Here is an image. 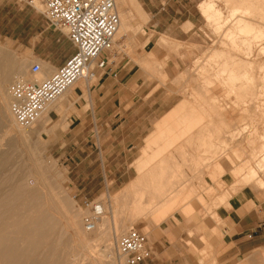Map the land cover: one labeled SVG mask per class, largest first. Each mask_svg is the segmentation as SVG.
<instances>
[{
    "label": "rangeland",
    "instance_id": "rangeland-1",
    "mask_svg": "<svg viewBox=\"0 0 264 264\" xmlns=\"http://www.w3.org/2000/svg\"><path fill=\"white\" fill-rule=\"evenodd\" d=\"M207 1H213L215 8L217 7V10L220 9L222 19L220 18L218 23L214 21L216 25L213 20L210 21V19L202 16L201 24L195 29L197 34L191 40L177 42L167 37H159V40L155 38L152 44L149 42L153 33H149L146 29L150 17L142 12V9L141 11L137 9L131 0H126L125 3H118L121 23L126 27L123 36L116 35L113 50L109 54L110 64L112 63L111 67L117 69L118 73L126 65H128L127 71H132L130 75L133 79L134 92L137 94L135 98L136 106L133 109L134 111H140V115L153 116L151 126L148 123L147 129H145L148 137L154 131L155 125L179 103L183 101L195 102V98L205 100L204 97H206L207 91H209L208 94L215 98L216 111L221 113V119L224 122L221 125H225L219 132L222 137L219 135L220 145L217 146L219 147L217 151L220 154L218 163L222 165V169L216 179L212 180L211 177L215 165L210 162L211 157L207 158V156H211L207 150H212V148L206 149V146L198 147V142L200 144V141L197 138H194V140H189V138L188 140H183L185 146L183 149L188 153H196L198 151L201 153L204 150L203 148H205L204 153H201V156L205 158V161L202 162L203 165L200 164V167L199 165L192 166L193 168L198 167L201 169L199 171L203 176L202 186L208 189L204 192V205L196 199H191L188 202L191 203L188 205L193 208V211L189 215H185L184 211L187 205L160 226H155L134 216L133 208L131 209L132 205L129 201L132 199L131 197H135V193L126 194L125 196L127 197L121 196L120 193L126 186L137 179V169L142 162L141 158L143 157L144 148L146 149V139L148 137H146L134 156H131L132 158L128 161V164L120 165L125 171H113L112 173L100 171L99 162L95 163L99 151L88 158V149L91 151L94 143L90 137H93L95 132L101 131L100 125L102 122L99 119H104L105 109L103 106L106 100L103 99L104 87L100 84L103 80L101 74L98 75L96 80L89 83L81 81L79 86L74 88V90L77 89L76 92L85 93L86 85H90L91 102L88 103L89 100L86 96L85 98L82 95L78 96L76 92L72 93L70 90L66 96L62 99L59 98L47 110L42 120L33 129L27 132L24 131V134L27 137L29 136L26 141L22 140L18 127L11 129L12 131L8 127L9 130L6 133L7 130L3 126V129L0 130V190L2 191L0 195L7 194L13 190L15 185L19 186L22 184L33 189L38 187L39 191L40 188L41 190L44 188L47 190L51 189V192L58 200L66 201L71 213L79 216L82 230L91 239H95L97 236H99L97 238H100V236L106 234V231L110 233L111 237L109 235L104 236L112 238L113 213L110 211L108 199L109 197L114 199L117 195H120L119 202L122 205L119 206V204V207L117 206L120 209H117L118 213L114 215V219L121 223L118 236L129 231L131 227L142 233H145L148 227L151 229L148 237L154 249L161 245H168L170 242L169 238L173 242L174 237L172 235H178L181 236L178 237L180 242L176 249L172 248L173 253L176 250L179 252L181 249L186 257H194L193 264H213L216 253L213 250H210V253L208 252V243L203 239L204 247L199 243L193 244L190 239H187L188 236L199 235L203 233L206 224L216 223L218 221L217 209L222 206H228L232 198L239 193H254L259 201H264V185L261 184V181H264V51H262L264 50V36H262V40H259L261 39L260 37L254 38L258 40L253 41L254 39L252 38L255 37L253 36L255 31L246 30L244 31L245 33L241 32L243 35L239 34L237 21L235 18H231V9L234 6L237 7L239 5L240 7L245 4L248 5L247 7L250 6V8L253 6V11L250 9V15L252 16L248 17L249 20L247 19V22L251 23V26L253 24V28L263 30L264 34V0H259L258 3L255 0H250L249 3L244 4L236 3L239 0H236V2L235 0ZM24 6L33 9L41 15V22L37 24V31L44 32L41 42L36 39H30V29L33 20ZM3 10L0 15V54L14 61L17 68H24V80H32L34 78L30 74V68L35 63L41 64L43 67L42 73L36 78L45 80L51 76L53 71L48 63L50 59L55 58L57 62L65 63L75 52L74 47L66 37V30L55 31L49 27L43 15V9L38 2L31 6L26 0H13V4L3 8ZM201 13L202 11H200ZM190 29L191 27L189 26L183 27L184 32H188ZM175 31L177 35L181 34L178 30ZM226 31L231 34L227 36L225 34ZM223 35L227 37L225 36V38ZM232 35L235 38H230ZM239 39L243 42L239 41ZM250 39L255 43L251 42ZM156 42L157 46L155 45ZM35 43H37V50L42 55L48 56L49 59L44 60V58L36 57L33 51ZM154 46L161 48L162 56L155 57L152 54ZM237 48L239 51H237ZM214 56H219V58H214ZM226 57H229L228 62L231 60V63L242 60L244 62L248 61L255 66L252 68L251 66H248L249 68L245 66L243 67L244 70L243 68L240 70L241 72L237 71L238 74H241V77L245 76L243 77V81L245 79L244 83L242 79L240 81L237 78V69L224 72V70L230 69V67L226 68L223 64L226 63ZM2 62L5 61L3 57H0V63ZM259 64L263 65V68ZM226 72H230L232 79H229V73L223 74ZM244 73L246 74L243 75ZM240 76L239 78H241ZM250 76H252L254 81H251L252 78ZM249 80L253 83H248ZM11 83L8 85L7 91ZM123 83L125 86L126 80ZM247 83L248 85H246ZM117 85H119V81ZM232 91L233 93H231ZM7 94L9 114L10 95L9 92ZM192 94H194L195 98ZM3 104L2 100H0V108H2ZM217 108L221 109V112ZM247 111L248 113H246ZM155 113L158 116L154 117ZM221 119L219 118V120ZM224 128H228V131L224 130ZM222 130L226 132L225 135ZM190 141L194 143L192 148L189 145ZM155 147H152L150 156L156 151L155 149H160H158L160 146ZM193 148L197 150L195 151ZM200 149L203 150L200 151ZM206 152L207 156L205 157ZM173 153L180 164V171L190 177L191 175L189 174L192 173L188 166L191 164L188 162L184 163L183 158L180 159L183 156ZM7 158L8 165L6 162H4L5 164L2 163ZM206 158L210 160L207 161ZM252 171L256 172L255 177H251L250 172ZM218 178L220 179L218 180ZM104 179L106 180L105 185L103 184ZM2 182H6L7 186L12 184L13 188L12 186L3 185ZM40 183L42 184L40 185ZM1 186L7 187L4 188L6 192L3 191L4 189ZM216 186H218V189ZM205 187L203 188L205 189ZM209 188H213V191L210 192ZM224 196H227L228 199ZM92 202H100L105 209L104 216L101 218L106 221L101 222L98 231H95L96 234L95 232L87 233L83 225V217L90 209L87 204ZM99 224L100 222H98L97 228ZM122 224L124 225L122 226ZM107 225L109 226L107 227ZM105 228H109V230H105ZM63 234V240L66 241L69 238L70 248H68L67 252L73 256H82L80 262L83 261V263L79 264H118L115 248L109 255V249L107 250L105 242L107 238L104 236L105 239L102 237L104 240L101 239L92 243L91 249L89 247L90 254L92 253L90 256L88 252L82 251L77 246V242L72 238V232L64 231ZM183 234L187 235V238L183 237ZM77 252H82L83 255L77 254ZM208 253L210 255H207ZM202 254L205 256L203 257ZM84 255L91 257V260L95 259L86 262L83 259L86 258ZM255 258L258 259L255 260ZM249 261L251 264H264V252H257Z\"/></svg>",
    "mask_w": 264,
    "mask_h": 264
},
{
    "label": "bare ground",
    "instance_id": "bare-ground-1",
    "mask_svg": "<svg viewBox=\"0 0 264 264\" xmlns=\"http://www.w3.org/2000/svg\"><path fill=\"white\" fill-rule=\"evenodd\" d=\"M115 1L117 4V7H118V3L120 4V2L121 3L126 2V0H115ZM131 1L134 4V6L141 11V8L137 4V2L135 0H131ZM239 1H241V2H239ZM239 1L236 2V0H235L236 3H242V4L250 2V0H239ZM255 2L258 3L259 0H255ZM247 6H248L247 4H245L244 6H240V7H239V5L237 7L234 6V8L231 9L232 10L231 11L232 12L231 18H233V19L235 18V20L237 21L236 22L237 23V29L240 32L239 34L243 35V33H241V32H244L246 30H251L252 32L255 31L254 35L251 33V35L255 36V37L252 36L253 37L252 39L261 37V39H259V40H262L263 39L262 36H264L263 30H258L259 28H253V24L251 26L250 25L251 23L247 22L248 17L250 18L252 16V15H250L251 10L253 11V9H252L253 6L251 8H250V6L249 7H247ZM216 8H215V3L213 1H205L200 5L202 15L205 18L210 19V21L213 20V22L215 21L216 23H218L219 19L220 18L222 19V17L220 16L221 15L220 9L217 10ZM118 11H119V9H118ZM119 16H120V14H119ZM254 17H256V16H254ZM230 20H232V19H230ZM252 20H254V19H252ZM215 22H214V24L216 25ZM261 23H262V21H261ZM125 27L126 26L123 23H121L120 29L116 35L123 36L124 32H125ZM126 31H127V29H126ZM225 34L228 36V34H231V33L226 31ZM241 36H239V37H241ZM232 37H233V35L230 38H232ZM115 38H116V36H115ZM233 38H235V37H233ZM252 39H250L251 42L258 40V39H254L252 41ZM231 41H233V40H231ZM239 41H242V40L239 39ZM246 41H245V43H246ZM253 43H255V42H253ZM237 51H239L238 48H237ZM262 51H264V50H262ZM223 54H221V55H223ZM219 56L218 57L214 56V58L215 57L219 58ZM0 57L1 58L3 57V60L5 61V62L0 63V100H2V102L4 103L2 105V108H0V130L3 129V126H5V129L7 130L6 133H8L9 128L11 130L13 128L16 129L18 127L17 124L15 123L13 116L12 115L10 116V113L8 114V107H7V101H8L7 87H8V85L14 80H23V81H29V82H35V81L42 82L44 80H42L40 78H36L38 75L36 77H34L32 80L31 79L30 80L29 79L24 80L25 76H24V68L23 67L17 68L16 63L14 61H12L11 59H9V57H6L3 54H0ZM223 57H224V55H223ZM223 57H222V59H223ZM228 58L229 57L225 58L227 60H226V63H223V64L225 65L226 68L230 67V69L224 70V72L229 71V70L235 71V69H237L236 70V73H237V71L241 72L240 70H242V68L245 66H247V67L251 66V68L255 67L252 65V63H250L248 61H247L248 63L244 62L242 60L241 61H234L231 63V60H230V62H228L229 61ZM233 60H236V59H233ZM224 62H225V60H224ZM263 65L259 64V66L262 68H263ZM257 67H258V65H257ZM243 70H244V68H243ZM227 73H229L228 75H230V72H226L223 74H227ZM236 73H234V74H236ZM246 73H244L243 75H245ZM220 74H222V73L220 72ZM238 75L240 76L241 74H238ZM238 75H237V78L240 81H241V79L243 81V77H245V76H243V77L240 76L241 78H239ZM231 76L232 75L229 76V79H232ZM246 77H247V75H246ZM250 77L252 78V76H250ZM247 78H246V80H247ZM251 81H254L253 78L251 79ZM221 82H223V81L221 80ZM244 82H245V79H244L243 83ZM79 83H77L76 85L71 87L63 96L60 97V99H62L64 96H66L70 90L72 93H75L77 91V89L74 90V88L78 87ZM202 83H204V82H202ZM208 83H211V82H208ZM232 83H233V81H232ZM248 83H253V82H250V80H249ZM248 83L246 85H248ZM256 85H257V83H256ZM89 86L90 85H86L85 93H82L80 91L76 92L78 96L82 95V96H84V98L86 96V98L89 100L88 103L91 102ZM248 91H250V90H248ZM208 92L209 91H207L206 97H204L205 100H199V98H195L194 94H192L193 97L195 98L194 100H196L195 102L194 101H190V102L189 101H183V102L179 103L176 107H174L169 113H167L155 125L154 131L151 133V135L148 137V139H146L147 140L146 141L147 146H146V149L144 148L143 157L141 158L142 162L140 164V167L137 165L139 167L137 169L138 170V174H137L138 177L135 181L131 182L128 186H126V188L124 187L125 189L122 190V192L120 193L121 196H125L126 194L131 195L132 192L135 193V194L132 193V194H134L135 197H131L132 199H130L129 202L132 205L131 209L133 208V214L136 218L144 220L146 222H150L151 224H153L155 226H160L167 219L175 216V214H177V212L179 210H181L182 208H184L185 206L190 204L191 202L190 203H188V202L191 199H196L199 203H202L204 205V202H205L204 192L208 189H206L205 186H202L201 181L203 179V176L201 175V172H200L201 169H199L198 167L193 168L192 166L193 165H196V166L199 165V167H200V164L203 165L202 162L205 161V158H203L204 156H201V153L202 154L204 153L205 148L209 149V147H211L212 150L211 149L207 150V152L209 151V154L211 156H207L206 155L207 152H206L205 157L206 156H207V158L211 157V160L207 159V158H206V160L207 161L210 160V162L215 165V166L213 165L215 169H214L211 177H212V180L216 179L217 175L221 172V169H222V165L220 163H218L220 154L218 153L219 151H217V149L219 150V147H217V146L220 145L219 144L220 143L219 132L223 128V126H225L224 124L221 125V123L223 122V119H221V116H222L221 113H217V111H216L215 98H213L210 94H208ZM231 93H233V91ZM204 94H206V93H204ZM258 102H260V101H258ZM220 110H219V112H221ZM246 113H248V111ZM247 116H248V114H247ZM47 118H49V117H47ZM219 118L221 120H219ZM252 122H254V121H252ZM35 125L30 129H21L18 127V129H20L19 132L21 133V138L23 141H26L29 137V136L27 137V135L24 134L25 133L24 131L27 132V131L33 129L35 127ZM224 130L228 131V128L227 129L224 128ZM2 133H4V131H2ZM225 133L226 132H224V135H225ZM227 133H230V132H227ZM188 138H189V140H194V138H197L200 141V144L198 142V147H200V146L205 147L206 146L205 148H203L204 150L202 149L203 152L200 153L198 151L196 153H191V152L188 153L187 151H185L183 149L185 147L183 140L184 139L188 140ZM217 142H218V145H217ZM223 142H221V143H223ZM189 145L191 146V148L194 147L193 141L192 142L190 141ZM153 146H156V147L160 146V147H158V149L159 148L160 149L159 150L155 149L156 151H154L152 153V156H150L151 155L150 151L152 150ZM207 146H208V148H207ZM186 147H187V144H186ZM186 149H188V148H186ZM220 149H222V148H220ZM193 150H195V149L193 148ZM193 150H191V151H193ZM202 150L200 149V151H202ZM173 152L177 153V155L179 154V155L183 156V157H180V156L179 157H180V159L183 158L184 163L188 162L191 164L188 166L190 172L192 173V174H189V175H191L190 177L186 176L185 173L180 171V168H179L180 164L177 161V159L175 157L176 155H174ZM4 162L7 163L8 158L5 159L2 163H4ZM227 162H229V161H227ZM8 164L9 163H7V165ZM229 164H230V162H229ZM182 165H184V164H182ZM225 166H226V164H225ZM228 168H229V166H228ZM202 171H203V169H202ZM250 173H251L250 174L251 177H255L256 172L252 171ZM219 179L220 178H218V180ZM6 182L5 183L2 182L3 185L5 184L7 186L8 184ZM41 184L42 183H40V185ZM261 184L264 185V181H261ZM11 186L13 188L12 184H11ZM11 186H7V187H11ZM16 186L17 185L14 186L15 189L13 188V190L11 192L9 191L7 194L0 195V264H79V263H83V261L80 262V260H82L81 259L82 256H77V255L73 256L67 252V250H69L68 248H70L69 247L70 245L68 242L69 238L66 241L63 240L64 231L70 232V233L72 232L73 233L72 238L74 239V241L77 242V244H78L77 246H79L82 251L88 252L89 254H90L89 247L91 249V245H93L92 243H95L101 239L104 240L105 238H107V239H105V242L107 245V250L109 249L108 250L109 255H111L110 253L113 252V249L115 248V242H116L117 238L119 237L118 231L121 228L120 221H116L117 219L116 220L114 219V215H117L118 210L120 209V208H117V206L120 204V202H119L120 197H121L120 195H117L114 199L111 197H109V199H108V201L110 202V206H109L110 211H111V213H113V215H112L113 216V222H112V230H111L112 231V238H110L111 237L110 233L108 232L109 233L108 234L106 231V234H104V235H109L110 237L109 236L106 237L103 235L105 238L103 236H100V238H97L99 236L96 235L97 237L95 239H91L82 230V226H81V222H80L81 220H80L79 216L71 213V211L68 209L66 201L65 200H58L57 197L53 194V192H51V189L47 190L46 188H44L43 189L44 191H43L40 188V191H39L38 187L35 188L36 190H38L40 192L39 193L38 191H36L33 188H29L27 186H24V184L19 185L17 187ZM44 186L46 187V185H44ZM1 187H3V186H1ZM7 187H3V189L7 188ZM203 187H205V189ZM216 187L218 189V186H216ZM47 188H48V186H47ZM209 189H210V192L213 191V188L212 189L209 188ZM9 190H10V188H9ZM3 191L6 192L5 189ZM0 192H2V191L0 190ZM206 194H207V192H206ZM227 195L229 196V194H227ZM125 197H127V196H125ZM224 197H226L228 199L227 196H224ZM224 197H223V199H225ZM107 198H108V196H107ZM125 199H127V198H125ZM111 202H113V203H111ZM121 205L122 204H120L119 206H121ZM127 206H128V208H130L129 205H127ZM104 211H105V209L103 206V214H104ZM128 211H131V210H128ZM184 211H185V215H189L193 211V208H191L188 205ZM102 216H104V215H102ZM115 218H117V217H115ZM104 221H106V220L103 218H100L98 220V222H100V224L97 228V225H98V223H97L95 231H98V229L101 225V222H104ZM105 223H107V222H105ZM123 225L124 224H122V226ZM108 226L109 225H107V227ZM131 228H133V227H131ZM105 230H109V228H105ZM95 231H93V232H95ZM93 232H87V233H93ZM150 232H151V229H149L147 227L145 230V234L148 236L150 234ZM95 234H96V232H95ZM102 234H103V232H102ZM108 237H109V239H108ZM207 250H209L208 252L210 253V249H207ZM78 253L83 255L82 252H77V254ZM88 253H86V254H88ZM209 253L207 255H210ZM91 254H90V256H91ZM105 254H107V253H105ZM109 255H107V256H109ZM112 256H113V254H112ZM204 256L205 255H203V257ZM84 257H86V258H83L84 261H86V262L88 260L89 261L91 260L90 259L91 257L89 258V257H87V255H84ZM259 258H261V257H259ZM93 259H95V258H93ZM93 259L91 261H93ZM257 259L258 258H255V260H257ZM213 260H215V259H213ZM116 261H118L117 262L118 264L123 263V261L117 256V254H116ZM86 262H84V263H86ZM113 262H111V263H113ZM213 264H217V263L214 261ZM242 264H251V262L245 261Z\"/></svg>",
    "mask_w": 264,
    "mask_h": 264
},
{
    "label": "crops",
    "instance_id": "crops-1",
    "mask_svg": "<svg viewBox=\"0 0 264 264\" xmlns=\"http://www.w3.org/2000/svg\"><path fill=\"white\" fill-rule=\"evenodd\" d=\"M205 1L207 0H136L142 12L150 17L146 29L149 33H153V36L149 43L152 44L154 39L159 37H167L177 42L191 40L197 34L195 29L201 24L203 15L200 14V5ZM11 4L13 0H0V15L4 11L3 8ZM24 7L33 20L30 39L41 42L44 32L37 31L41 15L31 8ZM185 26L191 29L184 32ZM175 30L181 34L177 35ZM52 37L55 38L54 35ZM155 45L157 46V42ZM156 46L153 47L152 54L160 57L161 48ZM33 49L37 58L49 59L37 50V43L34 44ZM104 57L108 58L107 55ZM48 63L53 69L52 73L64 64L57 62L55 58L50 59ZM111 65L109 59L108 67L101 74L103 80L100 84L104 87L103 99L106 100L103 106L104 119H99L102 122L101 131L95 132L93 137H90L94 143L91 151L88 149V158L99 151L95 163L99 162L100 171L109 173L125 171L120 165L128 164L131 156H134L148 137L145 129L148 123L151 126L153 117L140 115V111L133 109L136 106L137 94L134 92L133 79L130 75L132 71H127L128 65L123 66L119 73ZM118 81L119 85H117ZM156 116L158 115L155 113L154 117ZM105 183L104 179L103 184ZM216 215L218 221L206 224L203 233L188 238L185 234L182 236L190 239L193 244L199 243L203 247L204 239L208 243L207 249L216 253L214 261L217 264H240L245 260L249 261L257 252H264V201H259L254 193H239L232 198L228 206L219 207ZM172 237H174L173 242L169 238L168 245L154 248V256L145 264H193L194 257H186L183 250L180 249V253L177 250L172 252V248L176 249L179 244L178 237L181 236L172 235Z\"/></svg>",
    "mask_w": 264,
    "mask_h": 264
},
{
    "label": "built area",
    "instance_id": "built-area-1",
    "mask_svg": "<svg viewBox=\"0 0 264 264\" xmlns=\"http://www.w3.org/2000/svg\"><path fill=\"white\" fill-rule=\"evenodd\" d=\"M38 2L50 28L66 30V37L75 49L72 56L42 82L14 80L9 86L10 113L21 129L37 124L47 110L71 87L81 81L91 82L103 74L109 65V54L121 25L115 0H26ZM107 55L108 58L104 56ZM43 70L35 63L32 77ZM89 211L83 218L87 232L96 230L103 215L100 202L87 204ZM115 253L122 264H145L154 256L149 237L134 227L119 236Z\"/></svg>",
    "mask_w": 264,
    "mask_h": 264
}]
</instances>
